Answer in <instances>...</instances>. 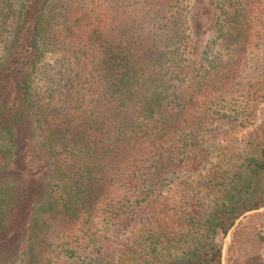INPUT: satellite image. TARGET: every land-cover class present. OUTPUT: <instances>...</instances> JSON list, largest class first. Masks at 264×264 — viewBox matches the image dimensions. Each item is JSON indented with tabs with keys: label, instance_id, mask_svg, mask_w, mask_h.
Listing matches in <instances>:
<instances>
[{
	"label": "trees",
	"instance_id": "1",
	"mask_svg": "<svg viewBox=\"0 0 264 264\" xmlns=\"http://www.w3.org/2000/svg\"><path fill=\"white\" fill-rule=\"evenodd\" d=\"M212 3L190 75L163 78L189 45L181 0H0V264H222L218 235L264 208V129L217 169L207 130L262 110L264 0ZM29 154L48 172L12 183Z\"/></svg>",
	"mask_w": 264,
	"mask_h": 264
},
{
	"label": "rangeland",
	"instance_id": "2",
	"mask_svg": "<svg viewBox=\"0 0 264 264\" xmlns=\"http://www.w3.org/2000/svg\"><path fill=\"white\" fill-rule=\"evenodd\" d=\"M181 1L184 9L182 12L183 21L187 35L189 36L187 40L189 45L187 52L182 57L181 55L178 57V61L181 62L179 63L180 65H173L171 62H166L163 59L161 61L162 65L159 63L155 68H151L160 72L163 78L164 75H170L172 72H179L182 76H189L194 64H196L194 63L195 58L197 60L200 58L206 43L212 37L211 34L216 25L215 20L218 13L212 0ZM152 26H150V29ZM148 32L144 33L146 44L157 43L159 44V50H164L163 52H166L168 57L176 59L179 53L170 54L172 51L166 47L165 43L171 41L168 35L160 36L156 42V35L151 32L148 34ZM45 63L50 65L49 68L53 66L52 55L45 59ZM259 63L263 64L264 58H259ZM159 67L160 69H158ZM14 93L15 91L11 85L3 87L0 91V103L9 101L13 98ZM256 115L254 116V121H252V126L247 128L231 125L220 129L218 126H214L207 130L211 134L209 135L210 142L217 148L207 168L217 169V167L227 168L231 166L230 164L237 159V152L245 147L246 143L255 133H260L261 129H264V105L262 106V110H259L258 115ZM48 168L49 164L46 160L40 157H33L29 154L28 156H24L21 162L11 165L9 169L10 181L14 183L16 178H21L27 172L31 175L32 180L35 181V184L38 185L41 181L40 179L48 172ZM198 175L187 172L176 181L177 183L191 182L195 184L199 180ZM261 229H264V208L242 216L227 235L219 234L217 243L223 252L222 264H264V244L257 237V233Z\"/></svg>",
	"mask_w": 264,
	"mask_h": 264
}]
</instances>
